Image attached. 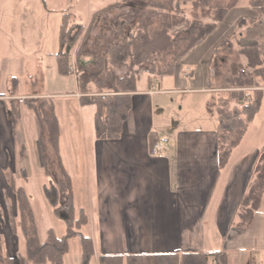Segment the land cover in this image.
Masks as SVG:
<instances>
[{
	"label": "crops",
	"instance_id": "obj_1",
	"mask_svg": "<svg viewBox=\"0 0 264 264\" xmlns=\"http://www.w3.org/2000/svg\"><path fill=\"white\" fill-rule=\"evenodd\" d=\"M32 1L34 0H9L8 5L5 4L2 8L0 7V17L7 14L19 17L17 22L12 20L7 30L5 29L6 33L10 34L8 35L10 38L8 47L15 41L14 36L17 30L20 33L22 31L26 33L28 27L31 33V21L27 20V17L32 15V7L34 6ZM60 1L44 0L45 6L40 1L48 22L51 14L59 15L58 12L61 13L65 5L70 4V0H64V3ZM82 1L76 0L73 3L75 13H77V8L82 4ZM179 1L186 17L195 16V19L198 18L197 20L209 22L213 10L229 0H199L198 3L196 0ZM211 2H215L216 5L210 6ZM97 9L91 10L90 16ZM127 10L128 8L122 12ZM229 15L228 22L219 30L218 36L213 37V39L210 38L204 50L199 54L200 58L208 59L211 73L217 60V54L224 49V43L232 41L231 39L236 35V33L231 35L230 33L238 27L236 25L237 20L241 17L251 19L257 17L255 11L249 7L248 0H237L223 19L216 23L215 28L194 49L211 37L218 29L219 24H222ZM45 22L44 20L41 28L36 30L37 41L41 39L42 42L34 43L37 50L34 60L38 64L37 74L39 75L35 81H38L41 86L38 87V90L36 89L37 91L30 88L28 83L32 85L34 82L28 73L29 71H27L28 60L31 56L18 54L23 57L20 58L19 64H26L27 82L25 83L28 86L25 85V91L19 93L17 88L20 78L18 75L12 74L10 79L12 91L7 94L0 92V184L5 185L6 171H10L8 165L12 162V158L10 159L9 153L14 154V151L22 153L25 149L24 144L19 143V141L16 142L14 129L16 126H20L24 131L26 121L23 116L25 109L28 108L21 102L19 105L20 117L15 124H12L6 107L7 100L32 96L52 97L59 119L61 159L71 176L75 206L77 209L83 208L87 215V223L82 228H88L87 233L84 234L92 239L95 257L98 258L101 254L126 256L130 254L213 253L223 251L227 255V264H250V262L264 264V191L260 206L251 223L247 227H238L236 224L238 221L237 209L244 189L258 158V153L263 148L257 147V140H254L253 143L251 141V144L245 147H243V143L252 127L255 126L253 125L255 119L262 113L264 95L259 112L249 125L239 145L231 152L227 163L221 168L218 160L216 106L219 98L226 97L230 89L220 84L214 87L213 81L210 80L208 81L209 87L197 89L186 86L185 78L191 76L192 70H189L187 67L189 65H186L185 61H183L185 65L182 66L183 63H181L176 66L173 75L162 76L172 80L166 82L164 89H160V93L157 92L159 90L154 83L148 81V76H146V81L142 87H138L136 84V89L131 93L132 105L122 124L120 137L97 139L94 136L93 126L94 107L92 105H80L75 73L66 76L58 73L54 55L57 50L56 44L52 45L51 48L42 47L50 40L46 33L48 26ZM262 23L264 24V22ZM262 23L260 22L261 25ZM87 24L85 23V25ZM240 27L236 31L238 37L241 38L244 32L240 30ZM91 32L87 39L89 41H92L90 39ZM257 32L262 35L264 27H261ZM33 38L35 39V37L28 36L22 38V41L23 39L30 41ZM56 38L54 33L53 43H56ZM225 39L226 41L221 44ZM244 40L240 42V45L247 42ZM26 41L22 44L19 43V45H26ZM25 48L27 47L24 46ZM214 48L216 49L214 50ZM1 60H3L2 57ZM217 62L223 65L225 59L220 57ZM116 69L118 68H115V73L118 75L127 72L119 74ZM1 73L2 66L0 65V76ZM55 73L60 76L71 77L69 89L54 88L48 83L54 78ZM14 77L17 78L15 86H13L14 81H12ZM57 81V87H59L63 81ZM194 90L202 93H216L207 100L210 122L203 127L175 129L166 135L165 129L156 125L157 122L154 117L155 97L168 91L189 93ZM61 97L74 98L73 103L76 102V107L72 106V108L77 112L76 121L78 125L84 122L83 108H92L89 110V127L91 129L89 128L88 136L85 137L88 142L85 154L75 156L73 154L74 148L72 151L70 150L71 145H73L69 133L70 121L65 116L70 110V104L69 101H63V104L60 105L61 108L58 109V102ZM170 99L172 97L162 99L163 105L169 104ZM31 118L35 126L33 112L28 117L30 122ZM62 118L65 119V124L69 126L65 125L64 128L68 131L65 143L69 165L61 152ZM159 128H163L164 131ZM151 135L155 137V142L166 139L165 142H162L160 150L155 153L151 151ZM33 147V152L39 155L36 136ZM237 150L239 152H236ZM12 157L14 156L12 155ZM33 164L36 168L39 166L42 169L40 157L39 160L33 161ZM79 168H81L80 173L78 172ZM19 173L23 179L27 178L25 169L21 168ZM72 173H75L76 176L78 174V176H82L81 189H79L83 192L82 201H79ZM11 175L12 172L9 176Z\"/></svg>",
	"mask_w": 264,
	"mask_h": 264
},
{
	"label": "trees",
	"instance_id": "obj_2",
	"mask_svg": "<svg viewBox=\"0 0 264 264\" xmlns=\"http://www.w3.org/2000/svg\"><path fill=\"white\" fill-rule=\"evenodd\" d=\"M40 1L45 6L44 0ZM75 1L70 0V4L60 13L58 45L54 54L56 68L60 75L75 73L80 105L94 107L93 126L97 139L120 137L122 124L132 105L131 93L136 89L137 74L145 72L150 83L162 76L173 75L176 66L183 63L185 53L193 50L237 2L229 0L215 8L209 22L186 17L179 0L132 5L113 21L107 22L112 40L99 38L97 50L88 54L83 45L101 16L126 2L137 0L107 4L92 12L87 25L74 12ZM248 5L257 17H241L236 25L239 27L249 22L254 29L245 32L247 42L239 47L251 71L244 75V79L235 77L236 88H232L226 97L219 98L216 106L220 168L227 163L231 152L241 142L260 110L264 95V33L258 35L257 32L264 27V0H248ZM179 26H182V36H178ZM235 29L230 35L236 33ZM121 66H127L128 71L118 75L115 68ZM12 81L15 86L17 78H12ZM21 102L33 112L41 167L45 176L51 177L42 185L44 196L54 214L65 222L66 230L58 237L49 228L46 237L39 238L29 196L23 186L14 187L12 184L11 191L15 197L19 221L14 220L11 229L14 235L19 233L22 236L24 249H17L10 254L0 232V264H63L68 239L74 236L80 240L81 264H90L94 254L93 242L81 230L87 223V215L83 208L77 209L75 206L71 176L61 159L60 127L54 99L45 96L9 98L6 107L12 124L20 117ZM154 142L155 137L151 135L150 145ZM46 143L50 145L51 157H48ZM48 164L52 165L55 175L49 171ZM263 191L264 147L258 153L237 209L238 227H247L251 223L260 206ZM98 261L100 264H227V255L223 251L126 256L101 254Z\"/></svg>",
	"mask_w": 264,
	"mask_h": 264
},
{
	"label": "rangeland",
	"instance_id": "obj_3",
	"mask_svg": "<svg viewBox=\"0 0 264 264\" xmlns=\"http://www.w3.org/2000/svg\"><path fill=\"white\" fill-rule=\"evenodd\" d=\"M114 1L119 0H83L82 4L77 8V16L78 19L83 22L84 24L88 22L90 17V11L97 9L99 7H102L108 3H112ZM151 1H160V0H137L135 2H130L127 4H124L123 7H118L112 11H109L105 13L103 16H101V19L99 20L100 23H97V27L94 28V30L91 32L90 39L92 41L86 40L84 46L85 51L88 52H94L97 50V41L98 39H102L104 41H110L112 40V34L109 32V29L107 28V22L113 21L116 16L121 14V12L129 6L132 5H138L143 6L145 3L151 2ZM60 2L64 3V0H61ZM198 3L199 0H196ZM33 7H32V15L31 17H27V20L31 21V27L32 31L29 32V28L27 27L26 33L22 31L21 33L17 30L15 33V41H13L12 45L8 47L9 43V33H6V30L8 26L10 25V22L14 20V22H17L19 17L12 16L11 14H7L0 17V65L2 66V73L0 76V92L7 94L9 91H12L11 88V75H18L20 78V83H18L17 91L20 92L25 91V85H30L31 89H34V91L38 90V87L41 86L38 81H35V78L39 76L38 73V64H36L34 60V55L36 50V46H34V43L36 42H42L41 39L37 41V31L39 28H41V24L45 20V24L48 26V29L46 31L47 35L49 36V41L46 42L42 47L45 48H51L52 45L56 44L53 43V36L54 33L57 37L58 35V24L60 21V12H58L59 15L51 14L49 16V22L48 19L46 20V16H44V10L41 6L39 0L32 1ZM8 5L9 0L3 1L0 0V7L2 8L3 5ZM210 6L214 7L216 5L215 2H211L209 4ZM221 5V4H220ZM67 5H65L66 7ZM64 7V8H65ZM63 8V9H64ZM249 9V8H248ZM250 10V9H249ZM55 17V19H54ZM192 17L191 19H194ZM230 18L229 17L222 23L219 24L218 29L212 34L211 37H209L207 40H205L201 45H199L194 50H189L185 53L183 56V61H185L189 65L187 66L189 70H192V74L190 77L185 78L186 79V86H189L191 88H201V87H209V80L213 81V86H217L218 84L224 85L226 87H229L230 90L232 88H236L234 84V78L238 77L240 79L245 78V74L250 73V69L246 66V58L243 54L240 53L239 47L240 42H242L245 38L243 35L241 38L238 37L237 31L239 30L238 27L236 31V35H234L232 41H227L224 43V49H222L221 53L217 54V60H220V57H223L225 59V64H220L217 62L212 67V73L209 70L210 64L208 62L207 58H200L199 54L204 50V47L208 44V40L213 37L218 36L219 30L225 26L226 22H228ZM198 19V18H197ZM28 23V22H27ZM29 24V25H30ZM6 29V30H5ZM240 30L242 32H245L248 30H254L251 23L246 22L243 26L240 27ZM10 32V31H9ZM184 35L182 31V26H179V33L178 36ZM259 35V34H258ZM35 37L33 40L26 41V45L24 46L19 45L24 43V39L22 41V38ZM57 40V38H56ZM246 41V40H244ZM38 44V43H37ZM18 54H24V55H30V61L28 60V66L27 71L32 76V79L34 80L33 84L27 85V75H25V68L26 64H19V60L21 57ZM1 57L3 60H1ZM182 66L185 65L184 63L181 64ZM119 74L128 71L127 66H121L116 69ZM23 71V73H22ZM243 74V76H242ZM147 74L145 72L137 74L136 77V84L138 87H142L146 81ZM213 77V79H212ZM62 80L63 83H60V86H58V81ZM71 77H64L60 76L57 73H55V76L53 79H51L48 83H50L54 88H62L69 89L71 86ZM168 80H172L169 77H160L159 79L154 81V85L159 90L157 92H161L160 89H164L166 82ZM254 81L256 79L254 78ZM261 83V81L259 82ZM37 89V90H36ZM229 90V91H230ZM218 94V93H217ZM216 95L213 93H202L197 91H192L189 93H173V92H165L157 95L155 97L156 103L154 104V117L155 121L157 122V126H161L165 129L166 135H168L169 132L179 129V128H196V127H203L206 126L210 122V115L208 111V104L207 100L210 99V96ZM171 98L169 101V104L163 105L162 99L164 98ZM66 98V99H65ZM58 102V109L61 108V103L63 101H69L70 104V110L68 114L65 116L70 121V127L65 124V119L62 118V126H63V136H62V146H61V152L62 156L65 159V161L69 165V161L67 159V145L65 143L68 131L64 130L65 125L69 127V133L70 138L72 139L73 145H71L70 150L74 148L75 152L73 153L75 156H78L80 154H85L87 152L88 142L85 137L88 136V130H89V122H90V116H89V110L92 109L91 107H85L83 108V119L84 122L81 123V125H78L76 121V111L73 110L72 106L76 107V102L73 103L74 98L72 97H61ZM63 104V103H62ZM61 113V112H60ZM32 112L29 109H25L24 111V120L26 121L24 124V131L21 129L20 126H16L14 129V137L16 142L22 143L25 146V149L22 153H18L14 151V154L9 153V157L12 162L9 163L8 167L10 171H6L5 175V185L0 184V232L3 234L4 242L7 248V251L12 254L17 249L19 251H23L24 245H23V238L18 233L17 236L13 234V231L11 229L13 225V221L17 220L19 221V212L16 207L15 197L14 194L11 191V185L13 184L14 187L23 185L25 188V191L27 192L31 207L34 213L35 217V223L37 226V233L39 238L44 239L47 235V230L49 228H52L54 233L60 237L65 233L66 230V224L60 217L56 216L53 212L52 206L49 204L48 200L44 196L42 185L49 181L51 177L45 176L43 173V168L41 169L39 166L36 168L33 164V161L39 160V155L37 153H34L33 145L34 140L36 136V128L34 126L33 119L31 118V122L28 120L29 115H31ZM63 117V116H62ZM255 125L252 127L251 132L247 137L245 138V141L243 143V147L248 146L251 144V141L253 143L254 140H257L258 144L257 147L261 149V147H264V107L262 110V113L255 119ZM163 128H159L163 130ZM91 129V128H90ZM164 131V130H163ZM165 134V133H164ZM169 137V136H168ZM167 137V138H168ZM166 138V137H165ZM48 145V143H46ZM46 145V151L48 154V157L52 154H50V145H48L47 148ZM242 150V149H241ZM236 152H239L237 150ZM12 155L14 157H12ZM9 159V158H8ZM7 160V159H6ZM70 167V166H69ZM26 170V176L27 178L23 179V177L20 175L19 171L20 169ZM49 171L55 175V171L52 167V165L48 164ZM12 172V175L10 173ZM78 172H81V168L78 169ZM73 174V173H72ZM79 175V174H78ZM76 176L75 173L73 174V179L78 191V197L79 201H82L83 199V192L80 191V183L82 176ZM11 184V185H10ZM88 228H82L83 233H87ZM63 264H81V247H80V240L78 236H74L68 239V250L63 256ZM90 264H100L98 261V258L92 255L90 259Z\"/></svg>",
	"mask_w": 264,
	"mask_h": 264
},
{
	"label": "built area",
	"instance_id": "obj_4",
	"mask_svg": "<svg viewBox=\"0 0 264 264\" xmlns=\"http://www.w3.org/2000/svg\"><path fill=\"white\" fill-rule=\"evenodd\" d=\"M72 69H73V67H72ZM165 141H166V139H162V141H156V142H154L152 144L151 151L153 153L158 152L160 150L161 146H162V142H165Z\"/></svg>",
	"mask_w": 264,
	"mask_h": 264
}]
</instances>
